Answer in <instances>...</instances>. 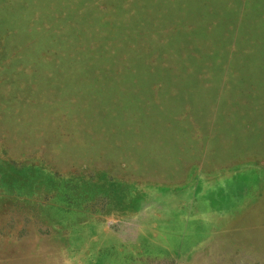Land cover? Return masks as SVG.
Wrapping results in <instances>:
<instances>
[{
	"label": "rangeland",
	"instance_id": "rangeland-1",
	"mask_svg": "<svg viewBox=\"0 0 264 264\" xmlns=\"http://www.w3.org/2000/svg\"><path fill=\"white\" fill-rule=\"evenodd\" d=\"M0 264H264V0H0Z\"/></svg>",
	"mask_w": 264,
	"mask_h": 264
}]
</instances>
